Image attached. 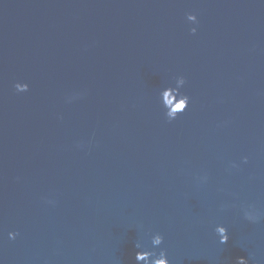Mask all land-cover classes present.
Masks as SVG:
<instances>
[{
	"label": "water",
	"instance_id": "water-1",
	"mask_svg": "<svg viewBox=\"0 0 264 264\" xmlns=\"http://www.w3.org/2000/svg\"><path fill=\"white\" fill-rule=\"evenodd\" d=\"M0 264H264V0H0Z\"/></svg>",
	"mask_w": 264,
	"mask_h": 264
}]
</instances>
